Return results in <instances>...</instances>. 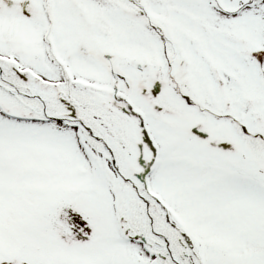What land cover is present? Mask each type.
<instances>
[{
    "label": "snow or ice",
    "instance_id": "6c2138e0",
    "mask_svg": "<svg viewBox=\"0 0 264 264\" xmlns=\"http://www.w3.org/2000/svg\"><path fill=\"white\" fill-rule=\"evenodd\" d=\"M0 264H264V0H0Z\"/></svg>",
    "mask_w": 264,
    "mask_h": 264
}]
</instances>
